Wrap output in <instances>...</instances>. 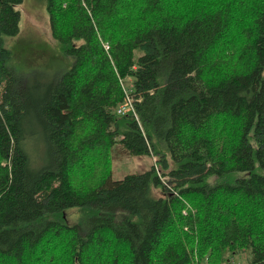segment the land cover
<instances>
[{
    "label": "trees",
    "instance_id": "trees-1",
    "mask_svg": "<svg viewBox=\"0 0 264 264\" xmlns=\"http://www.w3.org/2000/svg\"><path fill=\"white\" fill-rule=\"evenodd\" d=\"M21 1L0 0V264H264V0H42L72 57L49 82L6 64ZM116 143L155 161L113 179Z\"/></svg>",
    "mask_w": 264,
    "mask_h": 264
},
{
    "label": "rangeland",
    "instance_id": "rangeland-1",
    "mask_svg": "<svg viewBox=\"0 0 264 264\" xmlns=\"http://www.w3.org/2000/svg\"><path fill=\"white\" fill-rule=\"evenodd\" d=\"M14 7L20 13L19 31L15 36L6 37L5 45L10 50V56L6 64L12 69L13 73L27 82L43 81L49 82L55 78L58 72L67 70L72 64V57L61 52L49 33L48 17L45 10V3L42 0H23ZM264 76V67L261 72ZM129 78L126 79L128 85ZM31 135L34 136V141L28 139L29 146L31 143L37 145L42 151L30 149L31 159L34 164L40 163V158L43 159V164H46V148L40 134L30 126ZM112 157V174L113 179L121 178L127 172H141L148 168L153 163L150 155H131L128 154L118 143L111 147ZM40 165L39 167H41ZM38 168V167H37ZM240 172L239 175H242ZM158 188L152 189L154 196L158 195ZM63 216L69 224H77L79 215L77 207H71L65 210ZM236 252L231 257L230 264H246L247 258L245 253ZM248 255L249 253L246 252ZM205 264V263H202Z\"/></svg>",
    "mask_w": 264,
    "mask_h": 264
},
{
    "label": "built area",
    "instance_id": "built-area-1",
    "mask_svg": "<svg viewBox=\"0 0 264 264\" xmlns=\"http://www.w3.org/2000/svg\"><path fill=\"white\" fill-rule=\"evenodd\" d=\"M104 47L105 48L108 47L107 43L106 44L104 43ZM127 110L133 111V104H132L131 98L128 94L125 95L123 102L117 107L116 111L118 113H123ZM152 159H153V161H155V156H152Z\"/></svg>",
    "mask_w": 264,
    "mask_h": 264
}]
</instances>
